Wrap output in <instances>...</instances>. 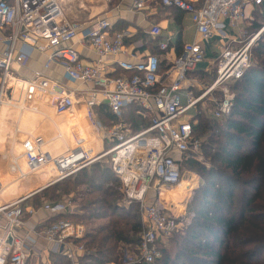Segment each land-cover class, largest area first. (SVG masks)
I'll list each match as a JSON object with an SVG mask.
<instances>
[{
    "label": "built area",
    "instance_id": "1",
    "mask_svg": "<svg viewBox=\"0 0 264 264\" xmlns=\"http://www.w3.org/2000/svg\"><path fill=\"white\" fill-rule=\"evenodd\" d=\"M134 2L137 9L144 8V0ZM162 4L190 14L198 39L185 44L182 54L164 72L160 69L161 59L149 54L140 61L116 60L122 73L110 76L103 61L124 53L127 34L112 33V25L106 19L85 25L71 22L64 16L61 0H0V31L10 29L12 33L4 39L8 46L0 58V111L3 107L26 111L28 100L35 103L41 100L57 115H65L73 111L76 95L83 94L89 126L99 139L112 145L93 154V149L83 143L82 129L76 127L70 131L75 145L53 156L45 149L50 139L28 136L21 142L16 168L23 178H28V174L50 165L56 171L47 185L50 187L107 159L116 178L114 184L127 201L139 204L144 225L138 258L124 264H153L160 257L159 244L170 240L180 228L174 215L155 205L150 192L180 185L183 181L180 163L189 153L200 152L201 143L193 138L188 113L212 96L209 102L214 107L213 116L220 119L231 115L235 100L231 87L252 67V51L263 32L250 35L247 28L239 29L248 19L249 7L264 11V0H202L200 6L196 0H162ZM235 31L237 38H231ZM151 34L158 39L162 31L154 27ZM76 39L79 44L93 49L99 57L97 63L82 61L78 51L69 46ZM215 41L222 42L215 63V81L198 96L193 92L183 94L189 75L207 60V45ZM18 42L24 43L28 52L43 55L46 61L44 69L34 72L33 78L21 79L28 84L22 87L26 97L16 103V87L11 83L17 78H12V70L14 65L25 67L30 59V52L17 49ZM169 42H159V51H167ZM54 66L61 68L84 90L67 91L47 77L45 72ZM216 92L221 93L220 97L214 96ZM101 105L118 117L128 107L138 105L151 117L152 124L139 133H134L124 121L103 125L93 113L94 108ZM66 138L57 131L55 140L65 142ZM41 191L4 199L3 194L7 192L0 179V264H28L32 257H38L39 241L46 243L48 254L62 253L74 264L84 254V247H76L72 239L86 236L87 226L81 225L83 231L80 232L73 223L59 221L39 231L29 220L40 213L65 211L63 207L54 208L47 203L40 209L28 206L26 202Z\"/></svg>",
    "mask_w": 264,
    "mask_h": 264
},
{
    "label": "trees",
    "instance_id": "2",
    "mask_svg": "<svg viewBox=\"0 0 264 264\" xmlns=\"http://www.w3.org/2000/svg\"><path fill=\"white\" fill-rule=\"evenodd\" d=\"M256 48L257 64L231 87L235 95L231 115L216 119L196 114L190 119L205 161L189 153L180 164L182 173L189 168L200 176L190 212L198 221L193 233L189 234L188 223L168 243L159 244L160 257L153 264H264V33ZM168 68L161 62L162 72ZM93 111L103 125L124 121L134 133L152 124L138 105L128 107L121 117L105 105ZM113 182L109 162L107 166L98 162L27 202L35 209L47 201L54 208H65L38 226L39 231L59 221L87 226L86 236L73 240L85 249L77 264H124L126 252L138 254L144 232L140 206L127 200L119 205ZM66 197L77 205L78 213L67 210L62 201ZM49 263L74 264L62 253H50Z\"/></svg>",
    "mask_w": 264,
    "mask_h": 264
},
{
    "label": "crops",
    "instance_id": "3",
    "mask_svg": "<svg viewBox=\"0 0 264 264\" xmlns=\"http://www.w3.org/2000/svg\"><path fill=\"white\" fill-rule=\"evenodd\" d=\"M196 1H198L199 6L202 4V0ZM61 7L64 16L71 22L85 25L96 19H106L112 25V33L119 32L127 34L125 38L124 53L117 58H106L103 61V67L105 71L110 74V76H115V74L118 73V70H120L118 69L116 60L124 59L140 61V59L146 57L147 55L153 54V52H156V55L161 59V62L165 67H169V65H171L182 54L185 44L198 39L197 29L192 22L191 15L164 6L162 4V0H144V8L141 10L135 7L134 0H61ZM254 11L256 10H252V8L249 7L246 12L247 18L252 17L254 15ZM154 27H158L162 31V34L158 39H154L151 34ZM243 28H246V22L240 27L239 31ZM11 34L10 29L0 31V58L7 50L8 46L6 40L4 39L9 38ZM236 34L238 33L235 31V33L231 34L232 36L230 37L237 38ZM162 41H170L169 49L167 51L158 52L156 47H158V43ZM221 45L222 42L219 41H215L214 43L207 45V60L200 66L198 71L189 75L183 94L193 92L196 96H198L204 91V89H201L202 79H208L209 77L214 76L213 71L215 74V67H212L213 64L206 63L208 62V59H214L216 61L217 57L221 53ZM69 46L78 51L85 64H94L98 62L99 57L93 49L89 46L85 47L79 44L77 39L71 41ZM17 49L20 51H27L24 43L22 42L17 43ZM29 52L30 59L27 65L25 67L14 65L12 70V78L16 77L17 80L18 78L20 80H15L11 83V86L16 87V94L14 96V101L16 103L20 99L22 100L26 97V92L22 87H28V84L25 81H21V79H31L34 77V72L44 69V63L46 61L45 57L35 51ZM121 73L122 71L120 70V73L117 75H120ZM45 74L47 77L61 84L67 91L84 90L83 86L70 80L61 68L54 66L49 71L45 72ZM75 101L76 105L73 111L65 115H57L54 109L47 102L45 103L41 100L36 103L35 101L33 102L28 100L27 105L29 108L26 111H20L16 107H3L1 109L0 159H4L6 157L8 150H13L15 152L12 159L13 161L10 163L8 168V171L12 174V177L14 176V179L5 187V192H15L14 190L18 192L17 195L12 193V197L29 196L32 193H36L47 186L52 181L54 173L56 174L54 168L48 165V167H45L36 173L28 174V178L30 177V180L32 179V176L35 178L38 175L41 179L39 184L35 183L34 186H36V188L34 190L31 189L32 191L28 192L27 189L29 188H27V185L20 184L23 181L28 183L29 179L27 177V180L22 179V175H19L16 165L13 162H15V159L19 156L21 142L28 136H41L44 139H50L45 149L55 156L67 151L71 146L75 145L70 131L79 127L83 131V143L85 146L93 149V154L105 150V146H107L108 143H104L103 140L97 137L86 120L87 116L84 104V95H76ZM33 107L37 108V110H33ZM213 111L214 107L211 104L209 110L204 111V114L209 112V114L213 115ZM57 131L63 133V135L67 137V141L64 142L60 139L55 140ZM34 182H36V179ZM163 190L164 189H162V191ZM118 191L119 193L121 192L120 189H118ZM53 215L54 214L48 212L40 213L39 216L32 217L29 220L33 225L40 226L42 223L47 222V220ZM74 225L81 230L80 232L83 231L81 224ZM21 233L24 234V231H21ZM84 237L85 236H83V238ZM45 244L46 243L43 241H39V245L36 249V255L39 258H43L45 255L48 256ZM74 245L76 247L81 246L76 245L75 243Z\"/></svg>",
    "mask_w": 264,
    "mask_h": 264
},
{
    "label": "rangeland",
    "instance_id": "4",
    "mask_svg": "<svg viewBox=\"0 0 264 264\" xmlns=\"http://www.w3.org/2000/svg\"><path fill=\"white\" fill-rule=\"evenodd\" d=\"M246 28L248 29V32H249L248 34H250V35L252 33H256V32H259L260 30H263V32L261 34V36H262L263 33H264V11H262L260 9L254 11V15L252 17H248V19L246 21ZM256 46H257V43H256V45L254 46V49H253L252 66L254 64H257V61H258L256 56L254 55V50L257 49ZM218 53H220V52H218ZM214 61H215L214 59H210V60L208 59V62L206 64H208V63L211 64L212 63L213 66L212 65L211 66L215 67L216 61H215V63H214ZM213 75H214V71H213ZM210 79H212L213 81H210ZM212 82H214V76L209 78V79H202L201 89H205V88L209 87V85L213 84ZM220 95H221V93H219V92H216L214 94V96L217 97V98L220 97ZM211 97L212 96L206 97L201 103L198 104V108L193 110V111H191L190 113H188V115H190L191 117L193 115H196V114H199V113L205 115L204 111H208L209 108L211 107V103L209 102V99ZM210 115L211 114H209V112H207L205 117L209 118ZM111 147H112V145H110L108 143V145L105 146V149L106 148L109 149ZM200 151L201 152L197 153L195 155V157L199 161H205V158L203 156V151L202 150H200ZM14 155H15V152L13 150H8V152L6 154V157L4 159H0V179L5 184V187H6L7 184H9L14 179V176L12 177V174L8 171L9 165L13 161L12 159H13ZM13 163L16 164L17 160L15 162H13ZM101 163L103 165L107 166L108 165V160L104 159ZM18 172H19V175H22V173L19 171V169H18ZM55 175L56 174L54 173V177H55ZM31 178H32L31 180H30V177L28 178L29 179L28 183H26V181H23L22 183H20L21 185L22 184L27 185V188H29V189L26 188L28 190V192L34 190L36 188V186H34L35 183L39 184L40 180H41L39 175L36 176L35 178H33V176H32ZM22 179L23 180H27L26 178H23V177H22ZM35 179H36V182H34ZM199 181H200L199 174H197V172L195 170H190L189 168H186L185 171L183 172V182L184 183L181 184L182 186L180 185V187L179 188L177 187L176 190H174L175 188H172V189L171 188H163L164 190H167L168 192L171 191V190H174V191H172L173 198L171 199L170 202H165V201L162 200V198H161L162 197V194H161L162 191L154 190V191L150 192V196H149L150 199L157 201L156 204L160 208V210L163 209V210L169 212V214L174 215L176 217V219H178L180 221L179 222L180 228L177 231H179L181 229L183 230L189 223L190 227L192 228V229L189 230V234L193 233V228L195 227L198 219H197L196 213H194V214L190 213V212H192L194 210V209H191V208H195L194 204H192V203H194V201H191V198L192 197L194 198V194L197 193V191L200 189ZM44 183H46V182H44ZM14 191L15 192L4 193L3 194V198L4 199L13 198L12 197L13 196L12 193L14 195L15 194L17 195V193H18L16 190H14ZM112 192H114L116 195H118L117 196L118 199H119L118 204L119 205H125V200L126 199L124 198V196L122 195L121 192L119 193L117 184H114V186L112 188ZM159 194L161 196H159ZM69 199L70 198L66 197V198H64L62 200L64 202V205L66 206L67 210H71L72 211L71 213H74V214L78 213L77 205L71 203ZM47 203L50 204V202H48V201H47ZM189 236H191V235H189ZM166 243H168V242H166ZM130 252L131 251H128L125 254L126 255L125 256V263L128 262L130 259L138 258V254L133 255ZM49 257H50V254H48V256L45 255V257L43 256V258L42 257H40V258L39 257H32L30 261H31V264H42V263L50 264L49 263ZM42 260H44V261H42ZM50 261H51V259H50Z\"/></svg>",
    "mask_w": 264,
    "mask_h": 264
},
{
    "label": "bare ground",
    "instance_id": "5",
    "mask_svg": "<svg viewBox=\"0 0 264 264\" xmlns=\"http://www.w3.org/2000/svg\"><path fill=\"white\" fill-rule=\"evenodd\" d=\"M181 183H180V185H181ZM180 185H178L177 187L179 188ZM177 187H174L175 188L174 190H176ZM174 190L169 191L170 193L167 190H163L162 191V200L165 202H170L171 199L173 198L172 191H174Z\"/></svg>",
    "mask_w": 264,
    "mask_h": 264
},
{
    "label": "water",
    "instance_id": "6",
    "mask_svg": "<svg viewBox=\"0 0 264 264\" xmlns=\"http://www.w3.org/2000/svg\"><path fill=\"white\" fill-rule=\"evenodd\" d=\"M47 188H49L48 186L47 187H44L42 190H45V189H47Z\"/></svg>",
    "mask_w": 264,
    "mask_h": 264
}]
</instances>
